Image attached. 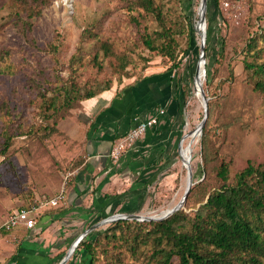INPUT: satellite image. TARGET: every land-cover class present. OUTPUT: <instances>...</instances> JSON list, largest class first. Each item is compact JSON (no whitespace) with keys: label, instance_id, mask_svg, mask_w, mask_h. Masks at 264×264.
Instances as JSON below:
<instances>
[{"label":"rangeland","instance_id":"374dc122","mask_svg":"<svg viewBox=\"0 0 264 264\" xmlns=\"http://www.w3.org/2000/svg\"><path fill=\"white\" fill-rule=\"evenodd\" d=\"M154 1L162 9L161 19L134 0H0V197L10 204L24 200L23 206L35 205L36 197L48 196L46 189L74 168L73 161L63 162L69 145L57 125L80 107L87 92L105 86L123 90L159 72L173 76L178 87L174 134L169 144L153 151L156 163L140 203L130 212L120 209L79 230L67 250L55 253L53 264H60L85 232L83 242L98 238L97 264H156L147 235L150 226L145 224L160 221L118 220L127 223L95 226L117 214H167L187 189L189 169L197 185L179 211L194 218L208 195L225 183L217 175L223 162L229 165L227 185L236 183V175L249 162L264 165V95L254 90L244 65L245 60L264 61V52L257 54L264 46V0H207L206 26L198 23L202 0ZM204 28L206 58L199 64V83L196 69ZM164 31L175 41L178 68L172 72L167 70L173 61L151 52L143 40L146 34ZM254 36L250 49L247 44ZM169 40L159 38L157 44ZM62 86L77 90L74 108H59L61 100L55 108L50 106ZM202 89L209 99L206 138L203 131L194 133L204 117ZM6 136L12 140L2 155ZM182 139L183 149L191 150L189 165L179 151ZM72 251L66 264H89L86 252L78 247ZM173 264H178L177 258Z\"/></svg>","mask_w":264,"mask_h":264},{"label":"crops","instance_id":"0c3cea01","mask_svg":"<svg viewBox=\"0 0 264 264\" xmlns=\"http://www.w3.org/2000/svg\"><path fill=\"white\" fill-rule=\"evenodd\" d=\"M133 85L83 101L70 117L58 123L57 130L69 145L67 162H63L73 161L74 168L63 178L59 176L58 183L46 189L48 196H43L54 197L64 189L66 202L40 210L33 229L19 226L3 231L0 264H53L55 253L67 250L79 230L120 209L130 212L140 203L146 178L156 163L153 151L169 144L174 134L180 99L169 73L148 74ZM151 116L158 117V124L115 159L112 152L120 139ZM184 149V156L191 152ZM24 203L10 204L0 197V227L12 212L32 207Z\"/></svg>","mask_w":264,"mask_h":264},{"label":"trees","instance_id":"16d2710c","mask_svg":"<svg viewBox=\"0 0 264 264\" xmlns=\"http://www.w3.org/2000/svg\"><path fill=\"white\" fill-rule=\"evenodd\" d=\"M134 3L145 12L161 19L162 9L155 5L154 0H134ZM159 38L170 40L159 45ZM262 38L264 42V31ZM143 40L151 52L157 51L161 56L169 57L173 61L167 72L178 68L175 41L166 31L154 35L146 34ZM255 40L254 36L247 44L250 49ZM104 50L109 53L108 46L105 45ZM260 52H264V46L257 54ZM74 58L73 56L72 59ZM244 65L254 80V90L264 95V61L258 63L245 60ZM133 86L132 84L125 87L123 91ZM110 90V86H105L99 92L89 91L78 104ZM78 95L74 88L62 86L55 91L50 106L55 108V104H59L61 100L59 108H74ZM207 135L208 130L205 127L203 138ZM11 140V136L5 137L2 155L7 153ZM202 144H205V139ZM229 174V165L223 162L217 175L225 183L208 195L206 203L200 207L194 218L178 211L166 220L145 224L150 226L147 235L151 236L153 241L152 257L156 264H173L175 258L178 259V264H264V165L255 166L249 162L247 167L236 175L234 185L226 183ZM122 223L127 221H117L113 224ZM188 224L191 225L190 229L185 230ZM113 236L115 237V234ZM78 249L89 256V264L98 263V238L82 241Z\"/></svg>","mask_w":264,"mask_h":264},{"label":"built area","instance_id":"2783aa9c","mask_svg":"<svg viewBox=\"0 0 264 264\" xmlns=\"http://www.w3.org/2000/svg\"><path fill=\"white\" fill-rule=\"evenodd\" d=\"M162 114V112H161ZM158 124V117L151 116L139 121L124 137L120 139L113 149L112 156L116 159L127 150L131 149L147 131ZM66 202L65 190L63 189L54 197H40L31 208L19 209L12 212L0 227V235L3 231H11L19 226L33 229L37 224V214L40 210L61 207Z\"/></svg>","mask_w":264,"mask_h":264},{"label":"water","instance_id":"95a60500","mask_svg":"<svg viewBox=\"0 0 264 264\" xmlns=\"http://www.w3.org/2000/svg\"><path fill=\"white\" fill-rule=\"evenodd\" d=\"M201 6H202L203 11H202V14H201V16H200V18L198 20V23L203 25V26H206L205 13H206V7H207V0H202ZM200 34H201V40H202V43L200 44L201 54L199 56V61L197 63L196 75L198 74L199 64L202 63V62L205 63V58H206V51H205L206 32L205 33H200ZM205 72H206V70L204 69L203 70V74L204 75H205ZM202 96H203V102H204V117H203L201 123L194 130V133H197L198 135L202 134V131H203V128L205 127V125H206V122H207V119H208V113H209V99L206 96L205 90H203V89H202ZM181 145H182V141L179 144V151L181 150ZM188 176H189V181H188L187 189L185 190V193H184L180 203L175 208L170 210L165 216H163L161 218H155V217H145V216L131 215V214H125V215L117 214V215L111 216V217H109L107 219H104L103 221L99 222L95 227H98V226L103 225V224L115 222V221H118V220L162 221V220L168 219L170 216H172L174 213H176L177 211L181 210L184 207V204H185V202H186V200H187V198H188V196H189V194L191 192V188L193 187L194 182H193V174L191 173L190 169H189V172H188ZM86 234H87V232H85L82 235H80L74 241L73 245L76 244V247H78V245L80 244L82 239L86 236ZM71 255H72V252H71V247H70V249L68 250L66 256L63 258V260L61 261L60 264H66V262L71 258Z\"/></svg>","mask_w":264,"mask_h":264},{"label":"bare ground","instance_id":"6f19581e","mask_svg":"<svg viewBox=\"0 0 264 264\" xmlns=\"http://www.w3.org/2000/svg\"><path fill=\"white\" fill-rule=\"evenodd\" d=\"M202 11H203V9H202V6H201V8H200V11H199V14H200V16H201V14H202ZM206 32V30H205V28L203 29V33H205ZM205 40H206V38H205ZM201 76H202V72H201V70H200V68H199V78H198V82L200 83L201 82ZM201 78V79H200ZM201 93H202V91H201ZM202 99H203V96H202ZM203 107H204V102H203ZM191 133H193V132H191ZM181 150H183V148H182V146H181ZM185 157L187 158V162H188V165H189V163H190V156L188 155V154H186L185 153ZM170 211V210H169ZM168 211V212H169ZM166 215V214H165ZM165 215H163V216H165ZM163 216H161V217H163ZM161 217H155V218H161ZM73 248H76V244H75V246L73 247ZM71 252L73 253V251L71 250Z\"/></svg>","mask_w":264,"mask_h":264}]
</instances>
